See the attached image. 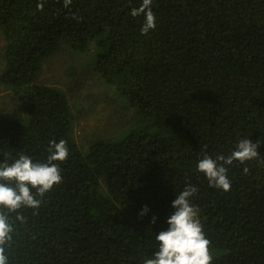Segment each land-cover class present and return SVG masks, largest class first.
Segmentation results:
<instances>
[{"label":"trees","instance_id":"obj_1","mask_svg":"<svg viewBox=\"0 0 264 264\" xmlns=\"http://www.w3.org/2000/svg\"><path fill=\"white\" fill-rule=\"evenodd\" d=\"M141 4L0 0V84L21 111L0 110V161L47 162L52 140L69 150L57 162L62 183L39 209L19 210L26 222L14 224L8 264H143L186 185L198 188L191 203L212 264H264V0H153L147 34L144 14L131 15ZM64 44L136 113L114 137L77 143L69 95L39 80ZM242 139L258 142L259 158L226 166L229 191L210 187L198 161L228 156Z\"/></svg>","mask_w":264,"mask_h":264},{"label":"clouds","instance_id":"obj_2","mask_svg":"<svg viewBox=\"0 0 264 264\" xmlns=\"http://www.w3.org/2000/svg\"><path fill=\"white\" fill-rule=\"evenodd\" d=\"M152 2L153 0H142L140 7L131 12L134 17L144 14L142 34L156 28L155 14L151 10ZM63 3L64 7H68L72 0H63ZM37 7L43 10V3H39ZM73 18L79 19L75 16ZM259 146L258 142L252 143L249 139H242L228 156L218 155L213 159L205 154L198 161L196 171L205 174L210 187L227 192L231 188V181L228 179L226 166L232 165L234 161L246 164L258 159ZM47 151V162L43 163L34 162L26 154H20L11 162L10 154H5L3 161H0V264H8L6 249L13 241L15 222H26L19 210L39 209L45 194L62 183L60 163L69 157L67 142L63 139L59 142L52 140ZM243 172L247 174L249 169L244 167ZM197 192L196 186L186 185L172 201L175 211L167 219L169 227L156 235L158 251L154 253L153 258L144 260L143 264H212L211 242L203 231L198 207L191 203V198L195 197ZM147 211V206H144L140 215ZM12 213L16 214L15 220L11 218ZM155 220L153 217L152 223H155Z\"/></svg>","mask_w":264,"mask_h":264},{"label":"rangeland","instance_id":"obj_3","mask_svg":"<svg viewBox=\"0 0 264 264\" xmlns=\"http://www.w3.org/2000/svg\"><path fill=\"white\" fill-rule=\"evenodd\" d=\"M4 44L0 33V72L4 65ZM85 58V55L72 53L64 44L45 61L39 76L41 82L61 86L69 95L75 116L73 137L79 144H88L100 136L114 137L138 118L113 87L96 81L93 74L87 72L91 67L86 65ZM17 99L11 89L0 84L1 111L8 116L18 117L21 111Z\"/></svg>","mask_w":264,"mask_h":264}]
</instances>
